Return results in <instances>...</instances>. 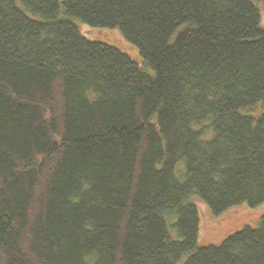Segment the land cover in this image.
<instances>
[{"label": "trees", "instance_id": "16d2710c", "mask_svg": "<svg viewBox=\"0 0 264 264\" xmlns=\"http://www.w3.org/2000/svg\"><path fill=\"white\" fill-rule=\"evenodd\" d=\"M259 22L252 0H0V264H264V215L200 247L189 201L264 202Z\"/></svg>", "mask_w": 264, "mask_h": 264}, {"label": "rangeland", "instance_id": "374dc122", "mask_svg": "<svg viewBox=\"0 0 264 264\" xmlns=\"http://www.w3.org/2000/svg\"><path fill=\"white\" fill-rule=\"evenodd\" d=\"M252 3L259 11L260 22L259 27L264 29V4L261 0H252ZM76 26L82 35L88 39L98 38L106 41L107 44L115 46L119 50L128 54L141 67L142 61H138L137 49L132 44L128 43L121 35L118 29H102L92 28L80 21H75ZM101 41V40H100ZM136 58V59H135ZM150 75L153 71L148 70ZM260 108V103L257 104ZM251 113H257L258 108L254 107ZM260 111V110H259ZM252 116L256 117L258 114ZM259 113V112H258ZM179 163L178 167H181ZM198 210L199 230L197 236V246L218 245L229 234L241 229L244 226L255 227L258 224L259 218L264 215V202L255 208H249L244 204L234 206L220 215H214L205 202L197 195H192L189 198ZM179 262L178 264H180Z\"/></svg>", "mask_w": 264, "mask_h": 264}]
</instances>
